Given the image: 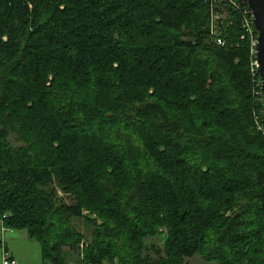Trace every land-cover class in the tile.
<instances>
[{
  "label": "trees",
  "instance_id": "obj_1",
  "mask_svg": "<svg viewBox=\"0 0 264 264\" xmlns=\"http://www.w3.org/2000/svg\"><path fill=\"white\" fill-rule=\"evenodd\" d=\"M223 8L219 47L207 0H0V227L46 264H264L260 75Z\"/></svg>",
  "mask_w": 264,
  "mask_h": 264
},
{
  "label": "built area",
  "instance_id": "obj_2",
  "mask_svg": "<svg viewBox=\"0 0 264 264\" xmlns=\"http://www.w3.org/2000/svg\"><path fill=\"white\" fill-rule=\"evenodd\" d=\"M207 3H210V6H211L210 33L215 41V44L219 47H225L226 45V42L224 38L222 37V27L224 25L225 20L227 19V13L224 10L223 6L228 5L234 11H240L244 13V16H245L244 27L248 30V32L250 33L252 37V42H253L252 53L256 57V45H257L258 34L257 36L254 35L253 16H252V13L247 3L244 0H207ZM221 5H223L222 6L223 9L220 7ZM217 8L220 9V11H217L216 10ZM253 70H254V73L258 71V74H259V65L257 61L253 63ZM260 88H261V80H260ZM255 94L256 96H260V98H258V101L260 100L263 101L262 90L261 92H256ZM256 121L258 124V129L264 133V126L262 125L260 117L256 116ZM2 229L5 230L4 227H2ZM2 251H3L2 264H19L8 252L5 239H3L2 241Z\"/></svg>",
  "mask_w": 264,
  "mask_h": 264
},
{
  "label": "rangeland",
  "instance_id": "obj_3",
  "mask_svg": "<svg viewBox=\"0 0 264 264\" xmlns=\"http://www.w3.org/2000/svg\"><path fill=\"white\" fill-rule=\"evenodd\" d=\"M251 71L254 73L253 68ZM57 196H58V199L60 201H63L69 205L74 203V198L66 195L60 189L57 190ZM78 225H79L78 226L79 231L81 233L85 234L86 238L90 240L91 237H89V235L87 234L86 229L83 227V223L81 222ZM162 231L164 232L165 230L163 229ZM162 239H164V237L161 235L159 237L152 238L150 240H147V245L150 246L152 244H155L159 248H162L163 247V240ZM8 245H9V248L12 250L13 247H11V243L10 244L8 243ZM1 247H2V245H1ZM14 249L16 250L17 253H19L20 255H22L26 258L27 264H43L44 263L43 258H42L41 246L38 242H36L34 240L29 241V244H26L23 242L15 243ZM78 258H79L78 256H75L74 260L77 262ZM1 260L3 262V259L0 257V263H1ZM186 264H217V263H208L202 257L195 256L192 259H188L186 261Z\"/></svg>",
  "mask_w": 264,
  "mask_h": 264
},
{
  "label": "water",
  "instance_id": "obj_4",
  "mask_svg": "<svg viewBox=\"0 0 264 264\" xmlns=\"http://www.w3.org/2000/svg\"><path fill=\"white\" fill-rule=\"evenodd\" d=\"M253 16V24L257 36L256 61L259 65L261 90L264 101V0H244Z\"/></svg>",
  "mask_w": 264,
  "mask_h": 264
},
{
  "label": "crops",
  "instance_id": "obj_5",
  "mask_svg": "<svg viewBox=\"0 0 264 264\" xmlns=\"http://www.w3.org/2000/svg\"><path fill=\"white\" fill-rule=\"evenodd\" d=\"M5 239L6 241V247L8 252L11 254V256L19 263V264H27L26 258L19 253L16 252L14 249L15 243L18 242H23L26 244H29V241H33L27 232H15V231H10V230H3L2 227H0V257L3 259V251H2V241ZM11 243L12 250L9 248V245ZM11 251V252H10ZM2 264V260L1 263ZM46 264V263H43ZM72 264V263H71ZM109 264V263H105Z\"/></svg>",
  "mask_w": 264,
  "mask_h": 264
}]
</instances>
